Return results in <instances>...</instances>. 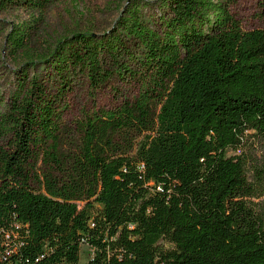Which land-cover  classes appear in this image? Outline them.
<instances>
[{"label": "trees", "instance_id": "trees-1", "mask_svg": "<svg viewBox=\"0 0 264 264\" xmlns=\"http://www.w3.org/2000/svg\"><path fill=\"white\" fill-rule=\"evenodd\" d=\"M232 2L158 0V17L136 2L20 74L0 98V264H78L83 243V264H264V166L237 153L264 147V26L245 29ZM78 75L133 92L83 109L64 147Z\"/></svg>", "mask_w": 264, "mask_h": 264}, {"label": "rangeland", "instance_id": "rangeland-1", "mask_svg": "<svg viewBox=\"0 0 264 264\" xmlns=\"http://www.w3.org/2000/svg\"><path fill=\"white\" fill-rule=\"evenodd\" d=\"M42 1L37 5L11 2L0 6V98L5 102L16 91L20 74L25 69L30 76L42 71L45 65L42 59L61 39L74 32L109 33L117 28L126 8L136 2L141 3V11L146 17H158L160 13L158 0ZM229 9L245 29L264 26V20L259 16L258 0H233ZM15 27L24 38L23 46L18 48L11 47L8 37ZM132 92L128 83L115 78L92 93L85 77L76 76L73 88L66 94L63 146L75 139V123L81 118L83 109L93 105L110 106ZM252 148L254 150L245 146L237 152L247 157L250 170L253 165L264 166V147L254 143ZM92 254L89 245L81 244L78 264H83Z\"/></svg>", "mask_w": 264, "mask_h": 264}]
</instances>
